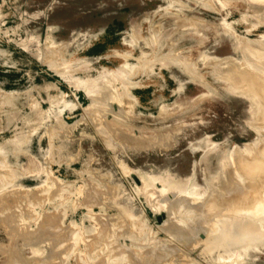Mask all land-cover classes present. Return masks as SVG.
Returning a JSON list of instances; mask_svg holds the SVG:
<instances>
[{"label": "rangeland", "instance_id": "rangeland-1", "mask_svg": "<svg viewBox=\"0 0 264 264\" xmlns=\"http://www.w3.org/2000/svg\"><path fill=\"white\" fill-rule=\"evenodd\" d=\"M243 71L264 0H0V264H264V222L247 252L177 232L264 146Z\"/></svg>", "mask_w": 264, "mask_h": 264}, {"label": "bare ground", "instance_id": "bare-ground-1", "mask_svg": "<svg viewBox=\"0 0 264 264\" xmlns=\"http://www.w3.org/2000/svg\"><path fill=\"white\" fill-rule=\"evenodd\" d=\"M263 74H264V72H263ZM233 78L237 82L235 84L236 86H239L240 84H245L246 87L248 88V91H249V89H251V90H252V88L257 89V87H258V89H260V90H258L257 93L259 94V91L261 92V89H262L263 95L260 93L261 96L260 97L258 96L260 99L256 97L257 95L255 94V91H253V93L255 94L254 95L255 100L259 99V101L262 100V102L264 103V75L260 76V75H257V74L251 73V72L243 71V72H238V73L235 72ZM89 91H91V90H87V92H89ZM91 93L92 92H90V94ZM246 94H247V92H246ZM251 95H252V93L250 94V96ZM255 102L254 103L256 105L258 102H257V100ZM260 102H259V104H260ZM262 102H261V104H262ZM255 105H253V106H255ZM260 105H258L259 106L258 109H259V111L261 109V113H259L258 111L257 112L261 115L259 117H261V118L263 117V120L258 117L259 118L258 121L262 120V122H259V124L261 123V125H262L264 123L263 122L264 121V107L262 105L261 106ZM255 112H256V110H255ZM258 113H257V115H259ZM263 126H264V124H263ZM257 147L260 148L259 146H257ZM250 149H253L252 151L251 150L250 151L254 152L255 148L251 147ZM255 151H256V149H255ZM238 152L242 153L240 151H238ZM238 152H236V153L239 154ZM243 154L245 156H247L245 153H243ZM251 154L253 155V153H251ZM254 154H255V152H254ZM236 156L238 157L241 155L239 154ZM236 156H234V158ZM253 156H249V157L251 158ZM237 157H236V160L234 159L235 160V163L233 164L234 166L232 165L234 168H232V166L230 165L231 168L228 169L230 171V173L227 172L229 174V177L226 178V176L224 174H222V175H224V176H222V178L224 179V177H225V179L222 182L221 187H220V185H218L219 183L218 184L216 183L217 184V186H216L217 190H218V188H221L219 190L221 192L225 191L224 194L220 193L221 195H219V197H213V200H211L212 198L210 197L211 199L209 198L208 201L206 202L207 206L202 204L203 209H204V207L208 208V210H206V211L209 213L208 214L209 216H211L210 215L211 213H213L212 215H214L215 211H217L218 214L215 213L216 215H214L213 219H212L213 216H211L210 219H212V220H209L210 222L207 221L209 219V217H206L205 219L208 218L207 220H205V222L207 221V224L205 222L201 224V222H203V221L199 220L200 222H198L199 225L197 228L195 226V228L191 227L192 229H190V230L187 229V231H180L179 229H178L179 231H177L178 234H180L183 237L189 236V237H193L194 239L197 237V235L199 233L201 234V231H203L204 234L206 235L207 247L209 248L210 251L211 250L213 251L214 249L217 250V248H219V249L222 248L223 252L227 251L228 253H230L231 252L230 249H232L231 246H233V248H238V247H234V246L235 245L238 246L239 243L241 244L242 242L243 243L248 242L250 244L247 243L248 245L246 244V246L243 247L245 249V251L247 252L250 248L254 247V243H257V240L258 241L260 240V239H258V237L256 238L255 232H257V231H254V230L252 231L251 228H253L252 226H258V225L260 227V225L264 222V146H261V148L258 151H256L255 157L252 159H249L247 157V159H249V160H247V159H241L242 156H241V158L240 157L237 158ZM234 160H232V161H234ZM231 163H233V162H231ZM219 179L221 181L220 176H219ZM209 200H210V202H209ZM227 212H230V214H228ZM231 213L236 214L235 217L233 216L234 218H231L232 217ZM237 216H239V217H237ZM227 217H229V218H227ZM190 226H192V225L190 224ZM263 227H264V225H263ZM263 227H262V230H263ZM258 233H259V231H258ZM259 234H261V231ZM259 234H257V235H259ZM31 235H33V234H31ZM33 237L35 238V236H33ZM36 237H38V236H36ZM178 237H177V239H178ZM255 238L257 240H255ZM262 238H264V237H262ZM197 239H198V237H197ZM35 240H38V239H35ZM99 241H101V240H99ZM191 242H189V244ZM43 243L45 244V242H43ZM243 243H242V245H243ZM184 245H185V243H184ZM242 245H241V247H242ZM38 246H40V248H41L44 245H42V243L40 242V244ZM241 247H239L238 250H240ZM40 248H37V249H40ZM43 248H46V244ZM222 249H220V250L222 251ZM245 251H244V253H245ZM234 254H235V252H234ZM155 255H156V253H155ZM158 255H160V254H158ZM158 255H156V256H158Z\"/></svg>", "mask_w": 264, "mask_h": 264}]
</instances>
